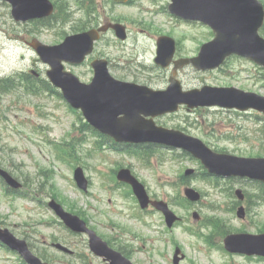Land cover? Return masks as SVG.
<instances>
[{
  "label": "rangeland",
  "instance_id": "obj_1",
  "mask_svg": "<svg viewBox=\"0 0 264 264\" xmlns=\"http://www.w3.org/2000/svg\"><path fill=\"white\" fill-rule=\"evenodd\" d=\"M152 4L149 0H137L134 6L124 8L102 3L103 6H99L96 15V19L100 23L111 21L113 18H121V22L130 26L133 32L125 50L114 44L107 46V41H104L100 47L114 52L113 56L117 53L122 54L125 61L136 58L140 62L151 64L156 51L155 42L159 37L156 36L157 31H160V35L171 32L176 38H183L182 41L178 39L182 47L179 57H192L193 49L200 47L203 41L210 40L211 36L208 32L201 33L203 30L201 26L174 23L166 15L155 16L148 12L145 6ZM147 24L152 25L153 33ZM65 30L68 31V28ZM200 33L201 36L197 41L192 39L193 36H199ZM108 35L110 36L108 40L114 41L113 34L109 33ZM42 36L40 39L48 44L58 40L57 36L51 40L53 34L50 32H44ZM33 38L39 37L32 27L13 22L8 15V8L0 4V78L20 75V72H29L31 69L40 75L45 74L46 67L44 65L37 63V67L33 66L35 55L29 52L31 50L26 44ZM165 76L167 78L170 76V70L165 72ZM138 77L139 81H146L142 75L138 74ZM129 78L133 79V77ZM179 80L184 90L201 88L204 85H225L264 96L262 70L241 59H232L223 70L218 72H198L192 67L185 68L179 74ZM157 81L158 79H153L151 84L154 85ZM167 84L168 80L164 78L156 86L165 88ZM162 122L170 128L188 127L189 134L201 138L211 148L216 149L215 145H217L219 149L227 150L231 154L250 157L261 148L264 149V139L260 132V127L264 123L262 114L216 109L193 113L182 111L179 115L167 117ZM75 124L80 125L78 117L64 107L59 99L47 93L28 96L20 88L13 96L0 98V156L4 160V166L17 174L24 173L28 177L30 188L33 190L32 197L35 201L34 203L26 199L11 201L4 195L3 188H0V221L5 222L7 227L21 238H25V234H29L32 248L37 254L42 251L51 254V249L45 247L44 241L49 242L53 233L65 237V232L59 227L58 222L53 227H47V223L56 221L55 214L46 205V202L53 198L54 185L70 203L76 204L75 210L78 211L86 210L88 205L93 208L99 206L101 209H107L109 199L119 204L130 203L121 194L108 195L99 191L102 176L97 166L104 154L89 155L92 150L91 145L76 144L75 159L69 158L66 162H59L56 159L57 148L52 142L61 144L64 140L82 138L81 132L75 131ZM71 133L74 134L70 136ZM109 156L116 158L113 154ZM152 161V167L149 170H145L140 167L138 162H135L136 171L156 192L155 196L168 201L174 198L182 188L180 185L172 186L178 181L182 167L199 168L197 162L186 158L180 151H160ZM76 162L87 167V176L93 180L90 197H83L70 187V184L73 185L71 181ZM42 168L52 174L46 177ZM40 170L41 173H39ZM47 179L50 180L47 181ZM112 181L115 182L113 179ZM192 185L202 191V201L192 204L193 206L189 210L173 206V210L179 216L184 217L183 224L173 232L167 231L164 222L155 212L143 216L142 222H132L131 227L134 230H132L133 233L129 237L128 244L136 262L139 264H172L173 240H178L180 242L178 245L187 256L186 261L182 264H264L260 261L250 262L243 257H224L216 251L211 252L213 255L210 256L200 255L197 253L196 238L185 232V229L192 225L196 228L200 226L192 217L193 212L197 211L204 220L212 217L224 220L233 233H237L239 230L257 233L259 228H264V204L251 207V217L248 221L246 220V223L242 222L235 216V212L231 211L235 202L233 196L231 197L230 190L232 187H240L245 192L255 195L259 193V188L247 182L222 181L216 185L201 179L194 180ZM38 194L39 197H37ZM102 197L105 202H102ZM95 198L100 200L101 204L97 203ZM64 207L70 211L66 206ZM121 208L123 207L115 205L112 209L119 210ZM113 220L125 225L123 220L116 215ZM98 230L102 236H112L110 233H106L107 229L102 230L98 227ZM211 230L210 227L202 228L206 235H209ZM213 238L215 242L222 243L224 237L215 235ZM125 240L127 241V238ZM79 249L82 253H88L87 248ZM0 264H19V261L13 255L0 249Z\"/></svg>",
  "mask_w": 264,
  "mask_h": 264
},
{
  "label": "water",
  "instance_id": "obj_2",
  "mask_svg": "<svg viewBox=\"0 0 264 264\" xmlns=\"http://www.w3.org/2000/svg\"><path fill=\"white\" fill-rule=\"evenodd\" d=\"M14 5V13L17 17H29L33 18L35 15H42V12L38 9H33L34 5H36L37 0H10ZM32 3V4H31ZM31 4V6H28ZM248 16H257V12L254 14H250ZM201 18H205L209 24H211L216 32L218 33V39L211 45L209 48L205 49L209 51L212 48L220 47L219 55L209 67H216L220 65L223 59L231 55L233 53H238L241 55H245L251 58H257L255 55H251L250 50L247 49L245 44V33L241 30L236 23H230L228 16L221 17L218 19H214L213 17H207L205 15H200ZM57 57H66L72 58L74 57L73 54L67 53L66 51L62 50L60 53L57 54ZM258 59V58H257ZM259 60V59H258ZM206 67V66H204ZM239 95H236L235 98H238ZM192 103L191 101H188ZM221 104L228 105V106H237L239 108H247L244 105V102H227V100H220ZM195 104H212L208 101H201ZM230 172L240 173L241 175L249 176L254 179H260L264 181V161H245V160H238V159H228L222 162ZM195 199V197L193 198ZM244 239V245L241 247H237L240 243H235L233 240H229L228 248L230 250L239 249L241 251L247 252H262L260 239H254L248 236H242Z\"/></svg>",
  "mask_w": 264,
  "mask_h": 264
}]
</instances>
